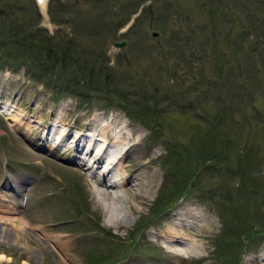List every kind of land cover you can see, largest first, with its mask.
<instances>
[{
  "label": "rangeland",
  "instance_id": "rangeland-1",
  "mask_svg": "<svg viewBox=\"0 0 264 264\" xmlns=\"http://www.w3.org/2000/svg\"><path fill=\"white\" fill-rule=\"evenodd\" d=\"M47 1L42 7L35 0H0L6 17L0 25H11L19 37L42 26L60 48L72 50L67 63L75 56L115 73L103 87L101 78L88 85L59 68L42 71L37 60L31 68L22 63L25 56L39 57L24 44L19 60L0 57V185L5 171L28 176L23 194L29 197H17L19 215L50 237H70L67 263L172 264L180 260L149 232L173 210L188 216L195 209L205 229L197 254L183 264H261L264 0ZM11 40L7 33L0 44ZM121 40L124 46L113 45ZM4 104L31 125L60 118L74 131L100 117L127 123L142 135L140 150L156 172L147 197L129 189L114 204L118 226L109 224L114 219L85 171L67 153L55 156L34 131L27 138L23 127L17 130L1 113ZM29 233L41 240L37 231ZM50 241H42L45 252L28 251L30 264L59 263L48 251L65 249ZM9 245L0 240V264H22Z\"/></svg>",
  "mask_w": 264,
  "mask_h": 264
},
{
  "label": "bare ground",
  "instance_id": "bare-ground-1",
  "mask_svg": "<svg viewBox=\"0 0 264 264\" xmlns=\"http://www.w3.org/2000/svg\"><path fill=\"white\" fill-rule=\"evenodd\" d=\"M46 1L43 0L41 2L40 0L42 7H45ZM4 107L7 118L18 125L17 130L23 127L26 136L30 135L32 131L35 132V138L38 140L43 136H51L52 138L54 136L56 140L53 145L57 150H66L71 143L75 142L79 152L85 151L86 155L92 157L93 161L90 166L97 165L95 168L102 169L104 172L112 166L118 170L119 181L116 182H107L103 177L98 176L95 170L89 174L97 201L106 208L110 218L114 219L109 224L118 226L114 204L116 201H123V197L127 195L129 189L137 188L136 192L141 193L136 194V196L141 195L146 198L150 191V186L154 185L156 172L150 170V159H144V152L140 150L139 146L142 135H136L137 132L133 131L127 123H123L114 117H100L94 123H90L89 129L84 133L74 136L71 131L62 132L61 129L66 124L59 118L57 119L58 125L53 129V134L50 135V132H52L50 126L43 128V123L39 121H35L37 125L29 124L30 121L24 123L22 121V116L24 115L18 114L14 105L4 104ZM72 137L74 138L72 139ZM70 139L72 140L70 141ZM74 156L76 155L73 153L72 158ZM106 164L107 167H104ZM20 179L23 178H18L17 183L15 180L12 182L8 180L6 185L14 192L21 193L23 191V182ZM15 200L16 198L12 192L4 193V191L0 190V240L10 244L8 249L11 250L10 253L18 258L24 257L22 264H30L31 255H29L28 251L32 254L35 250H39L40 253L45 252L42 241L50 239L55 246L65 249V252H63L64 250L59 252L49 250V255L56 261L58 260L60 264H74L67 263L73 257L66 250V247L71 243V238L50 237L43 232L40 226L31 228V222L25 216L19 217L15 215L19 214L16 212L15 206L17 204ZM130 208L132 209L131 206ZM6 215L11 216L8 217ZM204 218L203 214L195 209H191V214L188 216L170 214L168 220L158 225V228L156 227L157 229L154 231L156 235L151 234L149 239L152 242L164 245L163 248L167 253L180 260L179 263L172 264H183L197 254L200 244L199 240L202 237V229H205ZM183 223L193 233L190 234L191 236H188L183 229ZM6 225L10 226L11 229L7 228ZM29 230L37 231L41 235V240H34ZM18 245L21 250L18 249ZM2 258L0 256V259ZM259 258L261 259V264H264V250Z\"/></svg>",
  "mask_w": 264,
  "mask_h": 264
},
{
  "label": "trees",
  "instance_id": "trees-1",
  "mask_svg": "<svg viewBox=\"0 0 264 264\" xmlns=\"http://www.w3.org/2000/svg\"><path fill=\"white\" fill-rule=\"evenodd\" d=\"M3 12L0 11V18L5 19V15ZM5 21V20H4ZM14 28L9 24L0 25V37H3L8 33V35L13 37V40L7 43L0 44V57L3 59H6L7 61L10 60H19L20 54L19 50L20 47H24L21 44L26 45L27 49L26 52L29 53H35L36 57H39V59H30L28 56H25L28 61L31 63H27L32 68L35 60L39 61V64L41 66L42 71L49 72V69H61L60 72H66L68 75L69 73L76 75L79 77V79L82 81V83H86L88 85H91L94 81L89 82L88 79L93 80L94 78H101L96 80L97 82L101 81L102 84L105 83V86L109 85V82L111 81V77L113 76L112 73H115V70L102 65H90L87 60H79L74 56L73 62H68L72 56L68 52L72 53V50L65 49L64 47L60 48L59 44H55L52 40V37L48 34L47 30L43 27H36L35 29L31 30V33H28V36L19 37L17 32H13ZM29 32V31H28ZM16 53V54H13ZM49 60L52 61L51 65H47L45 62H49ZM42 62H44L42 64ZM47 65V66H46ZM35 66V65H34ZM49 67V69L47 68ZM44 68V69H43ZM65 75V74H64ZM67 76V75H65ZM77 77V78H78ZM67 78H70V75L67 76ZM69 86H72V84H69ZM93 87V86H92ZM90 88V87H88ZM102 88V87H101ZM74 90V89H73ZM118 97V95H114ZM110 99H112V96H109ZM122 102L125 103V100H122ZM209 137V136H208ZM207 137V138H208ZM203 143V141H202Z\"/></svg>",
  "mask_w": 264,
  "mask_h": 264
},
{
  "label": "water",
  "instance_id": "water-1",
  "mask_svg": "<svg viewBox=\"0 0 264 264\" xmlns=\"http://www.w3.org/2000/svg\"><path fill=\"white\" fill-rule=\"evenodd\" d=\"M153 34L155 33L153 32ZM123 45H125V41L115 42V46H123Z\"/></svg>",
  "mask_w": 264,
  "mask_h": 264
},
{
  "label": "snow or ice",
  "instance_id": "snow-or-ice-1",
  "mask_svg": "<svg viewBox=\"0 0 264 264\" xmlns=\"http://www.w3.org/2000/svg\"><path fill=\"white\" fill-rule=\"evenodd\" d=\"M41 2H43V0H41Z\"/></svg>",
  "mask_w": 264,
  "mask_h": 264
}]
</instances>
